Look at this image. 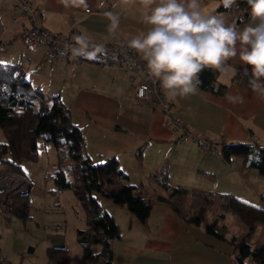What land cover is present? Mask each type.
<instances>
[{
    "label": "crops",
    "instance_id": "0c3cea01",
    "mask_svg": "<svg viewBox=\"0 0 264 264\" xmlns=\"http://www.w3.org/2000/svg\"><path fill=\"white\" fill-rule=\"evenodd\" d=\"M30 1L37 9L34 18L39 26L65 34L74 41L77 36L83 35L88 41L98 44L118 43L128 41L150 27L144 19L147 10L141 7L139 0H86V7L66 6L64 0ZM16 3L17 0H0V62L19 64L30 84L45 97L56 95L65 106L68 100L65 96H69L68 111L85 137V151L92 161L96 158L97 162H102L113 157L121 168L119 152H124L125 145L127 150L137 145L138 140L135 138L131 143L127 139L126 143H121L128 131L136 129L138 132L134 136L143 139L145 148L151 143L150 147H156L161 152L156 161L159 166L157 171L166 169L168 183L171 159L167 152L170 150L181 153L182 159L191 160L194 168L215 178L216 182L227 178L242 181L248 173L259 179L258 174L251 170L253 167L244 168L240 158H233L227 163L222 161L219 154L222 142H255L264 146V93L249 87L251 66L240 61L238 55L229 58L218 71L217 80L227 85L223 95L200 88L197 94L183 98L166 95L171 103V115L180 118L195 136L190 137L191 140H183L180 139L179 130L174 131L165 123V114L160 105L139 102L135 98L131 80L121 69L100 67L92 61L76 63L61 60L50 64L44 60L41 47L35 52L29 51L20 34L31 22L26 14L16 9ZM218 3L219 0H200L201 11L216 15L226 25L235 22L242 27L249 22V19L238 21L239 12L235 9L219 11L216 7ZM109 12L120 17V25L114 33L108 31L110 21L106 14ZM246 68L249 69L248 75H245ZM261 80L264 81V77ZM227 94L243 96V102L230 103L226 99ZM74 114L79 121L74 120ZM117 138L121 140L120 143L116 142ZM197 138L204 140V143H199ZM0 142H3L1 136ZM92 142L97 147H92ZM163 147H167L168 151ZM136 149L138 156L141 148L136 146L130 150L133 152ZM5 169L4 165H0V172ZM28 182L26 193L29 194L32 182L30 179ZM50 189L56 196L54 205L60 208L63 190H56L54 181ZM253 191L259 193L258 190ZM158 196L167 198V194L154 197L162 204L161 207L170 206L166 201L157 199ZM49 199L46 192L43 204L46 207L39 210L41 224L37 226H31L28 222L32 214V201L26 217L0 209V254L10 264H58L48 258V250L59 254L58 249H64L67 253L68 264H88L76 235L77 229L85 226L68 232L55 225L54 216L47 215L53 213L52 210L47 211ZM151 207L150 204V213L145 221L127 216L126 231H120V237L112 242V264L253 263L250 257L237 258L233 245L224 236L225 239H222L205 231L204 223L211 218L193 224L183 221L176 212L165 209L152 220ZM111 215L120 230V223ZM134 227L137 228L136 232H133ZM220 227L217 230L222 234ZM256 231L255 239L252 235L253 241H250L254 242L253 248L261 243L259 237L263 236L264 226L261 225Z\"/></svg>",
    "mask_w": 264,
    "mask_h": 264
},
{
    "label": "trees",
    "instance_id": "16d2710c",
    "mask_svg": "<svg viewBox=\"0 0 264 264\" xmlns=\"http://www.w3.org/2000/svg\"><path fill=\"white\" fill-rule=\"evenodd\" d=\"M232 9L239 12L238 21L249 19V6L246 0H237L229 9L223 8L222 5L218 7L219 11ZM218 71L204 69L199 74V88L223 95L227 85L217 80ZM0 128L5 136V141L0 142V165L7 166L18 174L23 173L24 162L37 160L38 137L43 136L53 143L59 151L58 169L53 173L56 190L70 189L84 212L85 227L77 229L76 233L84 257L88 264H112L114 260L112 242L120 237V230L111 214L100 211L98 195L107 197L114 203L125 204L139 220L145 221L150 213V204L145 201L144 191L129 181L128 175L118 166L115 158L93 162L85 151V137L82 131L72 122L70 112L59 97L56 95L45 97L38 88L30 84L24 69L16 63L0 62ZM219 154L222 161L227 163L233 158H240L244 168L253 167L259 174L264 175L262 145L255 142H222ZM64 161H67L72 178H68L61 168ZM156 172L159 174L154 172L153 176L166 189L169 186L166 169L162 168ZM173 189L186 193L184 189L177 187ZM203 193L205 204L218 205V211L204 223L205 231L222 239L226 238L233 245L237 258L250 257L252 264H264V233L263 241L257 248H253L250 241L239 239L234 234L227 238L217 230L228 211L245 224L264 226V207L227 192ZM157 199L166 201L183 221L193 224L203 221V216L200 215H182L169 196L167 198L158 196ZM30 207L28 193H20L13 197L11 211L14 213L26 217ZM95 244L99 245L97 251L92 250ZM57 251L60 253L48 250L49 260H55L58 264H68V256L64 249Z\"/></svg>",
    "mask_w": 264,
    "mask_h": 264
},
{
    "label": "clouds",
    "instance_id": "9594fccd",
    "mask_svg": "<svg viewBox=\"0 0 264 264\" xmlns=\"http://www.w3.org/2000/svg\"><path fill=\"white\" fill-rule=\"evenodd\" d=\"M127 2V0H125ZM249 22L225 24L216 15L201 11L200 0H139L146 9V32L127 41V47L144 61L147 75L159 83L169 97H186L199 92V74L204 69L219 70L229 58L239 56L250 65L249 87L264 93V0H246ZM66 6H85L86 0H64ZM237 0H220L225 9ZM109 33L120 25V17L106 14ZM89 41L83 36L75 38L68 50L74 56L91 57ZM249 69H245L248 75ZM230 103L243 102V96L226 95Z\"/></svg>",
    "mask_w": 264,
    "mask_h": 264
},
{
    "label": "rangeland",
    "instance_id": "374dc122",
    "mask_svg": "<svg viewBox=\"0 0 264 264\" xmlns=\"http://www.w3.org/2000/svg\"><path fill=\"white\" fill-rule=\"evenodd\" d=\"M64 89L62 90L63 92ZM65 97L68 99L66 100L65 105V107L68 109L70 98L69 96ZM73 118L75 121H79L75 114L73 115ZM128 132L129 133L125 136L126 139H123L121 144L123 145L124 143H126L127 139H129L131 143H134L136 138V140H138V144L135 146L132 145L131 148L137 146V148H141L142 151L137 156V149L135 151L133 150V153L132 150H130L131 148L127 150L125 145V147L123 148L124 152L118 151L120 153L118 155H121V168L126 173H128L130 182L139 186V189L144 191L146 202L152 205V220L156 218L155 216L158 215L160 211H164L165 209L172 210L174 213L176 212L171 206L161 207L162 204L156 200V197H154L158 194H167L171 198L172 202H174L176 206H178L182 215H200L203 216V220L211 218L212 215H214V213L218 211V205H207L203 202V192L208 193L225 190L226 192L232 193L234 196H237L239 198H244L253 204L259 206L264 205V175H260L259 173H257L258 171L256 169L253 168L251 170H253L255 174H258L257 178L259 179L253 178V175L248 173L245 175V178L242 181H239L235 178H227L218 180V182H216L215 178L199 172L198 168H194L191 160L182 159L181 153L171 152V150L170 152H167V147H163L162 149H166L165 151L168 153L169 159H171L168 170V178L170 184L166 188V190L161 185L160 181L156 179L152 174L154 172L159 174V172H156L159 168L156 161L161 152H158L156 147H150L151 143L149 144L148 148H145L143 139L139 136H134L136 134L135 132H138L136 131V129H131ZM0 136L2 138V141H5V136L1 128ZM179 136L181 139H183L181 137V134ZM88 139L93 140V138H87V140ZM187 139L191 140L190 137L183 140ZM116 142L120 143L121 140L117 138ZM36 143L38 151L37 160L24 162L22 168L23 173L21 174L28 181L30 179V181L32 182V189L31 192H29V197L32 201V214L28 221L29 224H31V226H37L38 224H41L39 210L46 207V205L43 204L44 194L47 192L50 198L49 204L50 206H52H48L47 211H53V213H47V215L54 216L53 220L55 225L64 228L68 232L76 229V227H84L85 221L82 206L77 198L71 197L73 196V193L70 189H62L63 193L62 195H60L62 198L61 207L56 208V205H54V198L56 196L53 195V190H51L50 188L53 186V173L58 169L57 154L59 153V151L51 141L45 139L43 136L38 137L36 139ZM90 145L92 147H97L93 145V142ZM95 159L96 158L93 159V162H97ZM5 168L10 169L7 166H5ZM61 168L68 178H72V172L71 170H69V168H67V161H64V163H62ZM173 187L184 189L186 190V193L174 191ZM252 187L254 188L253 190H258L259 193H254ZM55 193H58V191H55ZM98 203L100 205L101 212L106 211L114 215L115 219L120 223L121 233L125 232L126 227L128 226L127 216L131 215L134 220H139L129 211L125 204L114 203L109 198L101 195H98ZM220 226L219 227L222 234L226 235L227 237H230L234 234L242 239L253 241L252 238L255 239L256 237V229H259L261 224H245L237 216L228 211L226 212L225 219ZM247 230L251 231L248 232ZM136 231L137 228L134 227L133 232ZM262 241L263 236H260L259 242ZM252 244H254V242H252ZM92 249H99V245H93Z\"/></svg>",
    "mask_w": 264,
    "mask_h": 264
},
{
    "label": "built area",
    "instance_id": "2783aa9c",
    "mask_svg": "<svg viewBox=\"0 0 264 264\" xmlns=\"http://www.w3.org/2000/svg\"><path fill=\"white\" fill-rule=\"evenodd\" d=\"M16 9L26 14L31 22L29 27L23 29L20 38L29 51L35 52L42 48L44 60L55 62L60 60H71L76 63L92 61L100 67H113L121 69L128 74L133 88L135 98L140 101H147L158 104L162 107L165 114V123L174 131H180L181 137L194 138L189 129L184 125L180 118H174L171 115V103L166 94L161 90L159 83L150 78L145 69L144 61L135 52L127 47V40L118 43L98 44L89 41L88 52H94L97 46L99 51H95L91 57L74 56L68 50L69 45H74L75 41L67 35L53 32L39 26L35 21L37 9L30 0H17ZM88 11V8L86 9ZM198 142L203 144L204 140L197 138ZM29 187L28 180L9 169L0 172V209L2 211H11L12 199L15 195L26 193ZM0 264H10L0 254Z\"/></svg>",
    "mask_w": 264,
    "mask_h": 264
}]
</instances>
